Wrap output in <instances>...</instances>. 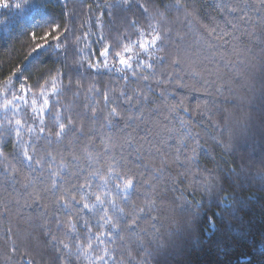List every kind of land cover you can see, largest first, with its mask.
I'll list each match as a JSON object with an SVG mask.
<instances>
[{
  "label": "trees",
  "instance_id": "1",
  "mask_svg": "<svg viewBox=\"0 0 264 264\" xmlns=\"http://www.w3.org/2000/svg\"><path fill=\"white\" fill-rule=\"evenodd\" d=\"M6 14L13 23L0 29V121L23 122L35 159L75 155L87 167V147L104 155L102 164L114 163L103 153L106 142L138 189L125 212L155 204L132 217L134 228L121 224L119 238L87 249L82 224L79 240L66 234L67 218L47 190L48 168L29 167L15 133L1 128L0 264H264V0H48L20 25L14 11L0 9ZM153 28L162 39L149 52L139 45L124 52L123 44L150 40ZM38 44L46 46L33 52ZM7 101L16 107L4 109ZM111 107L121 116L108 125ZM56 113L82 134L58 142Z\"/></svg>",
  "mask_w": 264,
  "mask_h": 264
},
{
  "label": "snow or ice",
  "instance_id": "2",
  "mask_svg": "<svg viewBox=\"0 0 264 264\" xmlns=\"http://www.w3.org/2000/svg\"><path fill=\"white\" fill-rule=\"evenodd\" d=\"M48 0H0V9H10L15 13V23L17 25L25 24L30 22L37 15H40L43 9L46 7ZM121 2L127 4L130 0H115L116 5ZM237 9H232L236 11ZM147 11V9H145ZM13 23L7 14L4 17H0V29L7 30L8 26ZM135 24V21H132ZM231 23V22H229ZM59 25H56V30H59ZM235 27V25H233ZM66 31V29H65ZM139 31V30H138ZM32 39H36V33L33 32ZM51 35L50 32L45 33L41 39L47 41L48 37ZM140 36L143 37L144 33L140 31ZM54 39H59V37H54ZM162 37L153 28V35L150 40H138L135 43L123 44V50L126 53H131L136 45H139L141 49L145 52H149V49L155 47L157 41H160ZM45 44H38L36 48H33V52L42 50L45 48ZM59 47V45H57ZM109 49L105 48L101 52L102 56L107 55ZM40 54H43L42 51ZM119 58V63L127 68H131L132 64L129 59H126L124 55L120 52L116 53ZM93 67H98L97 65H92ZM151 68V64L146 65ZM104 67H108L107 61L104 62ZM123 71V69H119ZM19 71V70H18ZM135 75V72H133ZM11 79V77L9 78ZM144 79H147L145 76ZM21 91H25L23 85L21 86ZM53 94L58 92L55 82H53L52 87ZM121 96L125 94L120 93ZM146 98V97H145ZM19 99H23L20 97ZM103 99L105 101L109 100L108 95L103 94ZM36 101L33 100L32 104L35 105ZM124 104H130L131 98L125 99ZM44 107L39 109L40 113H43L49 105V99L47 96L43 99ZM13 108L16 105L12 104V101H7L3 107L8 109L9 106ZM32 112L36 113L37 109L32 108ZM121 113L117 111L116 107H111L107 116L104 119L107 120L108 125H113V119L120 117ZM92 117L94 119H100L96 116V110H92ZM54 119L57 120L58 131L55 133L57 141H62L67 139L69 136H74L77 132L82 134L83 129L77 128L71 118H68L67 125L59 121V113L54 115ZM132 119V117H129ZM211 122V118H209ZM43 117H40V124L43 125ZM181 128L187 134V138L195 139L191 132V124L188 121H180ZM6 125H13V121L5 115L4 120L0 121V128H5L7 133L10 135L12 132L15 133L17 142L22 146V154L25 160L28 162L29 167L34 163L40 168L47 167L49 170L50 186L47 189L50 191L54 197L53 204L56 206L57 210L61 212L67 218V233L71 234L74 239L79 240V231L77 228L78 224H82L84 228L85 236L88 240L87 249L92 248L93 240L99 241L100 244H104L105 237L112 239L119 238L120 225L124 224L128 228H134L137 224V218H132L137 212L144 213L146 209H150L152 205L155 204V200H146L145 207L139 209L133 208L132 213L125 212V206H128L132 202V198L137 194L138 189L136 187V182L134 178L129 177L126 173L120 169L123 167V158L116 160L114 155L110 154L111 146L106 142L103 150L104 154H108V160L114 161L108 162L106 165L102 164L104 158L103 154H94L89 151L86 147L84 153L86 156L87 167H82L79 163L80 157L72 155L71 159L66 161L61 158L57 161V156L53 155L51 152L47 154L46 160L35 159L29 154L28 142L23 138L24 124L20 119H16L14 126L7 128ZM27 133H33L35 129L33 127L26 128ZM40 133L45 131L44 127H40L38 130ZM198 135V134H197ZM110 140V138H108ZM51 143V141H49ZM196 144L199 145V141L196 140ZM179 145L181 148L187 147L184 138L179 140ZM35 151V149H33ZM195 148H193V155L195 154ZM2 154V153H0ZM179 159V157H177ZM192 159V157H188ZM162 174L161 169L155 170ZM153 179H159V176H153ZM142 183H149L150 181H143ZM69 185V186H66ZM111 213V214H110ZM130 221V222H129ZM61 221L57 222V227H60ZM93 226H95L99 231H93ZM52 240H56V236L51 237ZM59 243L64 244L63 241ZM65 248H68L67 244H64ZM87 249L84 250V254L89 255ZM81 249L78 248L79 252ZM105 255H107V250L105 249ZM100 261L104 260V256L98 257Z\"/></svg>",
  "mask_w": 264,
  "mask_h": 264
},
{
  "label": "rangeland",
  "instance_id": "3",
  "mask_svg": "<svg viewBox=\"0 0 264 264\" xmlns=\"http://www.w3.org/2000/svg\"><path fill=\"white\" fill-rule=\"evenodd\" d=\"M0 130H1V128H0Z\"/></svg>",
  "mask_w": 264,
  "mask_h": 264
}]
</instances>
